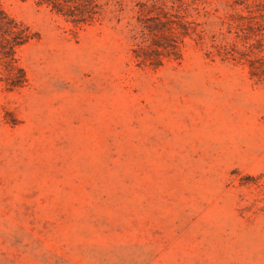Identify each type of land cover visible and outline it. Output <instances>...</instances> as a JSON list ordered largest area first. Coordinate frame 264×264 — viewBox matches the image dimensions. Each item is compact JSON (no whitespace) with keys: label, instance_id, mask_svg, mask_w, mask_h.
Listing matches in <instances>:
<instances>
[{"label":"rangeland","instance_id":"obj_1","mask_svg":"<svg viewBox=\"0 0 264 264\" xmlns=\"http://www.w3.org/2000/svg\"><path fill=\"white\" fill-rule=\"evenodd\" d=\"M59 1L0 0V264H264V80L218 49L259 1L188 0L159 66L162 0Z\"/></svg>","mask_w":264,"mask_h":264},{"label":"trees","instance_id":"obj_2","mask_svg":"<svg viewBox=\"0 0 264 264\" xmlns=\"http://www.w3.org/2000/svg\"><path fill=\"white\" fill-rule=\"evenodd\" d=\"M39 2H47L54 8L64 12L65 14L78 20L75 9H63V4L59 0H38ZM188 0H162L163 8L158 12L152 22L146 24V36L140 43V48L136 49V56L141 58L147 64L153 66L162 65L166 58H180L182 55V45L187 36L194 37L198 34L200 38H204L203 32H197L191 25L188 14L185 13L186 3ZM259 1L258 14L250 15L253 10L249 9V14L238 11L232 18L235 19L236 25L243 32V46L239 49L221 50L226 54H233L235 58H246L250 66L253 77L264 80V0ZM239 4L248 7L247 1L238 0ZM147 5V3H145ZM144 6V5H143ZM78 8L81 14L88 11L87 5ZM152 10V7H150ZM143 43V44H142ZM23 77L24 69H21Z\"/></svg>","mask_w":264,"mask_h":264}]
</instances>
